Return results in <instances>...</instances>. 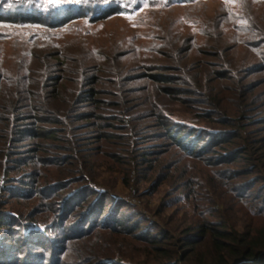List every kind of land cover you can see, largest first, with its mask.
Listing matches in <instances>:
<instances>
[{"label": "rangeland", "instance_id": "rangeland-1", "mask_svg": "<svg viewBox=\"0 0 264 264\" xmlns=\"http://www.w3.org/2000/svg\"><path fill=\"white\" fill-rule=\"evenodd\" d=\"M40 1L48 7L56 3L65 5L71 0ZM123 1L130 2L129 11L102 20L81 18L61 27L32 25L11 29L0 26V69L5 75L1 82L0 105L15 99L19 79L27 96L24 104L27 107L16 115L23 117L21 123L20 118L15 123L18 126H5L6 121H0V211L23 214L28 224L49 229L56 214L55 209L46 205L49 198L42 197V194L24 198L22 193L30 190L22 187L31 174L39 180L40 185L46 179L53 181L64 176H79L76 172L71 173L74 166L64 163L56 167L50 161L70 154L69 150L74 145L67 139L74 141L77 138L80 144L78 149L82 148L78 152L80 167L94 185V189H91L93 196L98 193L110 194L105 202V212L122 206L134 211L135 218L142 216L150 220L144 221L147 226H169L181 234L183 228L210 211L211 208L206 207L211 204L212 208L218 206L224 209L232 222L241 221L239 229H244L248 216L236 205L240 196L236 195L233 185L242 184L244 191L251 194L247 198H253V201L257 198L254 196L264 190V71L261 67L264 63L261 59H255V51L250 45L237 42L244 33L234 28L238 21L225 14V6L239 10L241 16L248 5L244 0ZM255 13L264 24V1L256 2ZM216 14L223 15L222 18L226 20L221 58L211 55L215 52L213 45H216ZM241 24H245L243 19ZM52 54L56 55L52 57L50 65L40 63L41 57L48 55L49 60ZM61 54L69 58L88 56L101 62L104 68L102 73L96 69L89 72L93 76H101L98 98L105 105L102 104V109L97 112L103 114V118L86 117L89 111L93 112L92 109L88 105L77 106L76 114L71 119L74 129L68 133L69 136H65L66 140L52 141L54 145L49 151H41L39 144L43 138L29 134L38 123L32 117L34 110L28 106H41L37 103L40 95L34 97L37 90H30L23 83L25 79H30V75L37 77L46 71L50 77L45 86L46 90L52 92V102L55 100L52 79L63 76L65 95L59 96V99L63 97L61 108L68 109L71 94L79 90L76 81L80 74L77 72L78 64L71 59L66 61V67L61 65L60 62L65 59ZM153 64L160 66L161 70L171 68L169 72L172 74L186 73L190 76L191 84H183V87L202 91H207L205 87H208L211 98L219 105V108L211 107L199 102L202 96L190 94L182 95L190 98L187 105H181L174 99L168 101L170 105L167 110L175 118L184 120L191 128H205L210 133L199 147L213 144L223 134L232 135L231 130L240 124L244 126L241 138L233 137L235 143L222 144L218 149L211 145L212 150L208 149L199 156L188 155L171 143V139L163 135L161 127L156 125L148 108L149 98L155 94L152 89L154 83L149 77L153 72L149 68ZM106 69L109 71L106 72ZM217 72H222V76ZM158 96L160 104L164 105L166 95L158 92ZM122 97L129 100L127 112L137 118L135 124L139 135H134L136 131L125 127V123L119 120L124 109ZM239 108H244L246 118H238L242 114ZM81 114L85 117L81 118ZM228 119H231L232 127L223 123ZM11 126L14 130L25 128L29 131L25 136L14 133L10 138L7 136ZM241 146L250 147L249 151L242 153ZM230 152L241 155L235 160L225 159L224 156ZM31 156H34V163L27 165L25 158ZM248 157L251 163L259 164V167L249 163ZM68 168L71 171H67ZM251 170V173H246ZM234 174L238 176L232 179ZM251 182L254 187H251ZM153 184L157 186L153 188ZM152 220L156 223L153 224ZM102 234L103 231L98 232L99 237ZM132 246L123 255L131 262L129 249ZM73 248L76 254L70 253L72 257L85 262L93 255L91 251L96 246L83 243L74 244ZM95 254H99V249Z\"/></svg>", "mask_w": 264, "mask_h": 264}, {"label": "trees", "instance_id": "trees-1", "mask_svg": "<svg viewBox=\"0 0 264 264\" xmlns=\"http://www.w3.org/2000/svg\"><path fill=\"white\" fill-rule=\"evenodd\" d=\"M258 1L264 0H244L248 7H246L245 14L241 16L239 10L235 11L228 6H225L227 8L225 14L229 18L236 19L238 23L234 24V28L238 32L244 33L243 38L237 42L250 45L251 49L255 51V59H261L264 63V24H261V20L257 19L255 13V4ZM129 3H125L123 0H71L65 5L56 3L53 6L45 7L40 0H0V26H7L11 29L32 25L61 27L70 21L81 18L97 21L123 11H129ZM215 16L217 18L215 24L216 45H213L215 52L211 55L221 58L225 38L223 26L226 20L222 18L223 15L216 14ZM242 19L245 24H241ZM201 34L205 35L204 32ZM55 55L52 54L49 60L48 55L40 56L42 58L40 63L50 65L51 59ZM61 55L65 58L60 62L61 65L66 67V61L71 59L78 64L77 72L80 74V78L76 81V87L79 90L75 94H71L72 97L68 101L69 108L63 110L60 102L63 97L59 99V96L65 95H63V89L66 86L65 78L56 76L52 79L55 89L53 91L54 99H59L54 103L55 100L50 102L52 92L46 90L45 86L50 77L48 73L46 71L41 74L33 72L38 74L37 77L30 75V79L28 81L25 79L23 84L30 90H37L34 97L40 95L37 103L41 106L28 105L31 110H34L32 117L38 125L31 131L25 128L14 130V127L11 126L9 131L7 130V137L12 138L11 135L14 133L25 136L29 131L30 136L43 138L39 149L49 151L51 145H54L52 141L65 139V136H69L68 133L74 129L71 119L72 115L76 114L74 111H77V106L88 105L87 107L92 109L93 112L89 111L86 117L103 118V114L97 112L102 109V104L105 105V102L98 98L101 93L98 90V84L102 83L101 76L99 74L93 76L89 72L90 69H96L102 73L104 68L101 62L88 56L69 58L64 54ZM261 67L264 71V64ZM149 69L153 71L149 77L154 83L152 89L155 90V94L149 98L148 108L151 110L156 125L163 130V135L170 138L171 143L184 153L199 156L208 152V149L212 150L211 145L218 149L223 146L222 144L235 143V137L241 138L244 126L240 124L231 130L232 135L223 134L213 144L199 147L200 143L208 139L210 133L205 128L198 130L191 128L184 120L175 118L172 112L167 110L170 105L168 101L174 99L181 105H187L190 98H185L182 95H200L203 98L199 102L219 108L216 101L211 98L210 89L205 87L207 91H202L183 87V84H191L190 76L186 73L172 74L169 72L171 68L161 70L160 66L153 64ZM217 73L222 76V72ZM4 77L3 70L0 69V95H2L1 82ZM164 84L167 86H163ZM197 85L202 88L201 84L197 83ZM245 88L247 89L246 86ZM158 92L167 97L164 105L160 104ZM15 93L16 97L12 102L0 105V121H6L5 126L9 124L18 126L15 123L19 118V123H21L23 117H16V115L27 107H24L27 96L23 91L20 79L17 80ZM110 95H113L112 92ZM122 99L124 109L119 120L125 123V127L135 130L134 135H139L138 126L135 124L137 118L127 112L129 100L123 97ZM79 101H82L81 105ZM30 109L29 111H31ZM239 111H242V114L238 118H246L247 114L243 112L244 108H239ZM80 117L84 118L85 115L81 114ZM223 123L227 127H232L231 119ZM3 130L6 131V129ZM67 141L74 145L69 150L71 153L59 156L60 160L50 159L51 164L56 167L62 166L64 163L70 167L74 166L72 167L74 171H71L70 168L67 171L76 172L79 176L72 175L69 178L64 176L53 181L46 179L43 181L45 183L41 182L40 185L39 180L31 174L25 180V186L22 187L30 190L22 193L24 198L28 199L31 195L33 197V194H42V197L49 198L46 205L56 211L52 226L46 229L41 225L28 224L26 218L22 217L23 214L0 211V264H264V190L260 192V195L254 196L257 198L253 201V198H247L251 194L244 191L242 184L235 183L233 185L236 195L240 196L236 205L240 206L248 216V222L244 229L242 227L239 229V226L242 225H240L241 221L232 222L226 216L224 209L221 210L218 206L216 209L212 208L210 204L206 207L211 208L210 211L203 214L198 221H192L191 225L183 228L179 234L169 226L156 228L147 226L144 221L150 220L144 219L142 216L135 218L134 211L122 208V206L105 212V202L107 196L110 195L109 192L93 196L94 192L91 189H94V185L85 175L82 166L80 167L81 160L78 152L82 148L78 149L80 144H78L77 138L74 141L68 138ZM249 148L241 146L240 151L247 153ZM238 155L241 154L230 152L224 157L235 160ZM29 158H25L27 165L34 163V156ZM250 161L248 157V162L251 163ZM253 165L259 167V164ZM251 172L252 170L246 173ZM237 176L234 174L231 178L235 179ZM125 181L129 183L126 178ZM74 183L75 186L72 187ZM151 186L155 188L157 185ZM251 187H254L253 182H251ZM151 222L156 223L153 220ZM251 222H253L252 226ZM53 228L58 232H51L50 230ZM99 231H103L100 237L98 236ZM83 243L96 246L91 251L93 255L85 262L84 260L83 262L75 260L70 254L72 252L76 254V250L73 248L74 244ZM131 246L129 260H133L132 262L123 256L127 253L126 249ZM97 249H99L98 255L95 254Z\"/></svg>", "mask_w": 264, "mask_h": 264}]
</instances>
